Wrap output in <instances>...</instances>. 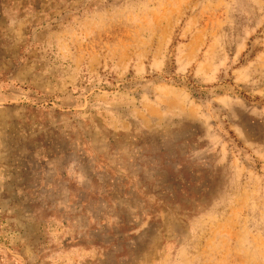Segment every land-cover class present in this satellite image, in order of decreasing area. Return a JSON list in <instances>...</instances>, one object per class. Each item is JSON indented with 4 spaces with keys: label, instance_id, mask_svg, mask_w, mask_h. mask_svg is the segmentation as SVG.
<instances>
[{
    "label": "rangeland",
    "instance_id": "1",
    "mask_svg": "<svg viewBox=\"0 0 264 264\" xmlns=\"http://www.w3.org/2000/svg\"><path fill=\"white\" fill-rule=\"evenodd\" d=\"M0 264H264V0H0Z\"/></svg>",
    "mask_w": 264,
    "mask_h": 264
}]
</instances>
